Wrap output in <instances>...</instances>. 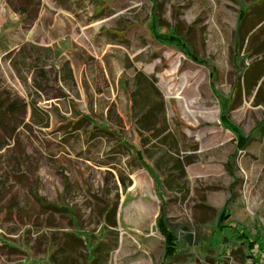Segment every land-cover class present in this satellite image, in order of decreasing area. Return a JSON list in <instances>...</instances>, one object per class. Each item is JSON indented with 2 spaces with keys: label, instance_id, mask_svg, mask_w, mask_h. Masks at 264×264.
Wrapping results in <instances>:
<instances>
[{
  "label": "rangeland",
  "instance_id": "obj_1",
  "mask_svg": "<svg viewBox=\"0 0 264 264\" xmlns=\"http://www.w3.org/2000/svg\"><path fill=\"white\" fill-rule=\"evenodd\" d=\"M4 91L0 264H263L264 0H0Z\"/></svg>",
  "mask_w": 264,
  "mask_h": 264
},
{
  "label": "trees",
  "instance_id": "obj_2",
  "mask_svg": "<svg viewBox=\"0 0 264 264\" xmlns=\"http://www.w3.org/2000/svg\"><path fill=\"white\" fill-rule=\"evenodd\" d=\"M263 1V0H262ZM248 12H246L242 17H241V20L239 22V31L242 29L243 25H244V22H245V19H246V16H247ZM156 22V21H155ZM174 41H177V43L187 52V54H191V49H190V46L186 43H184L182 41V39H177V38H174ZM137 80L139 82V87L137 88L136 91L134 92H130V95H131V100H132V107L133 109H135L136 111V105H139L140 103H142V106L145 108L144 111L147 109L149 113H153L154 110L156 109H159V107L161 106L162 104V95L160 94V92L158 91V89L156 88L155 84L150 81L148 78H146L143 74L141 73H138L137 74ZM143 91H146L147 93H144ZM154 92L155 95H157L156 98L154 97H151L149 94ZM8 93L9 91H4V93H1V97H0V112L4 113L5 115H13L14 113H16L18 110H19V107H18V104L16 103V101H12L8 104L5 103V100H6V97L8 96ZM137 94V95H136ZM140 97V99H138V97ZM147 105H148V108H147ZM137 112V111H136ZM136 112L133 113V122L134 124H136L139 120H140V117L137 116ZM143 113V112H141ZM225 126L229 129H231L233 132H236L239 136V139L241 140L240 143H242L241 145V149H244L245 147H247L249 141H250V137H244V135L242 134L241 130L235 126L233 123H231L227 117H225L223 115V118H222ZM259 129L263 128L261 125L258 126ZM257 127V128H258ZM147 134L149 135H153L155 137H157L159 134H161L162 130H163V125L161 123H159V126H156V127H153V128H145ZM148 138V136H144V134H141L140 135V141L141 143H143L144 140H146ZM132 148V147H131ZM138 152V151H136ZM160 156V152L159 153H156V154H153V155H149L148 153V160H151L153 161V163L155 165H157V160H158V157ZM144 165H145V162H144ZM165 177V176H163ZM232 202V197L228 199L227 203L225 204L224 206V209L222 210V213L219 217V220H218V223H221V222H224L230 212V204ZM229 209V210H228ZM158 227H159V230L161 231V233L165 236L166 238V251H165V255L168 256V257H174L178 254V240H177V236L176 234L174 233V231L172 229H170L167 225V222L166 220L164 219L163 217V214L160 215L159 219H158ZM232 225H227V224H224L222 225L221 228H229L231 227ZM240 234H243L242 231L239 232ZM71 237V236H70ZM77 237V236H76ZM74 240L76 242H80L81 239L79 238H74ZM104 243H108L107 241H105ZM84 246L85 248H87V244L84 243ZM253 247V246H252ZM61 251L64 252L66 251V247H62L61 248ZM57 253H52L50 255V257L48 259H50V263L49 264H58V257L56 256ZM249 258H250V261H251V264H258L257 262V259L255 257V254L253 253H250L249 254ZM56 259V263H54ZM95 261H96V258L94 257V255L92 254V251L88 253L87 255V262L86 264H95ZM30 264V263H28ZM31 264H41V263H35V262H32Z\"/></svg>",
  "mask_w": 264,
  "mask_h": 264
},
{
  "label": "built area",
  "instance_id": "obj_3",
  "mask_svg": "<svg viewBox=\"0 0 264 264\" xmlns=\"http://www.w3.org/2000/svg\"><path fill=\"white\" fill-rule=\"evenodd\" d=\"M263 264H264V256H263Z\"/></svg>",
  "mask_w": 264,
  "mask_h": 264
}]
</instances>
